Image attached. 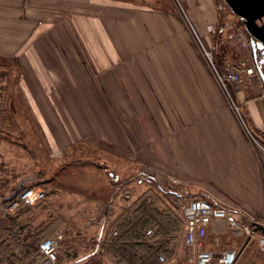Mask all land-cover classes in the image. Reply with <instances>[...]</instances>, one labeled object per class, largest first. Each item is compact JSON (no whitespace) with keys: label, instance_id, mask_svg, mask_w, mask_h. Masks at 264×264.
Returning <instances> with one entry per match:
<instances>
[{"label":"crops","instance_id":"0c3cea01","mask_svg":"<svg viewBox=\"0 0 264 264\" xmlns=\"http://www.w3.org/2000/svg\"><path fill=\"white\" fill-rule=\"evenodd\" d=\"M176 1L184 17H175L174 28H163L167 15L158 17L148 8L127 9L119 1L0 0V56H22V92L36 105L32 113L38 116L50 155L72 154L83 145L92 149V155L102 153L118 164L81 169L104 185L89 183L85 216L90 220L103 219V207L95 201L100 195L112 198L111 211L117 215L122 207L113 198L118 181L151 166L161 150L156 119L143 99L165 101L164 163L188 185L192 196L264 219L262 95L236 94L235 99H244L242 126L222 90L199 64L188 37L185 19L201 46H210L209 27L219 16L215 0ZM162 34L176 36L169 44L177 45L182 60L164 63L161 67L168 71L160 69L159 75L150 65V45ZM130 59L137 74L125 65ZM145 65L151 72L142 70L141 75ZM142 83L149 92L142 91ZM142 114L148 115L146 123ZM98 224L64 219L53 235L65 232L62 247L83 256L92 249ZM201 240L202 249L212 252L242 244L241 237L227 233L221 220H212ZM179 247L181 264H192L184 260L183 242Z\"/></svg>","mask_w":264,"mask_h":264},{"label":"rangeland","instance_id":"374dc122","mask_svg":"<svg viewBox=\"0 0 264 264\" xmlns=\"http://www.w3.org/2000/svg\"><path fill=\"white\" fill-rule=\"evenodd\" d=\"M113 1L124 3L127 9L133 10L136 9V7L148 8L152 10L150 12L154 15H160L158 17L167 15L168 21L164 22L163 28L173 27L171 22L175 20V17H184L180 5L176 0ZM215 10L219 16L213 25L221 22L222 19V14L217 10L216 0ZM231 21L234 26H241L236 17H232ZM185 22L188 27V37L192 39L196 47L195 51L197 54V60L200 61L199 64L204 66L206 75L210 76L213 82H215L220 90H222V93L229 102V106L231 105L233 109L234 107L237 108L235 113L237 114L238 119H240V124L243 126L244 123L240 115V112H242L240 107L244 106V99H235L236 94L238 93V95H240L242 92H246L255 96L256 93L259 92V96L262 95L261 98L264 103V88L260 77L256 72L248 76L243 69L236 71L240 74L241 81L239 84H227L226 87L230 94V96H227L223 88L217 83L216 73L207 62L201 44L197 41V38L191 31L186 19ZM181 27L185 28L186 26L182 23ZM157 29H160L159 23L157 24ZM174 36V34L171 38L165 37L163 34L161 36H155V40L158 42L150 45V52L152 55L150 58V65L152 70L158 72L161 69V71L166 70L167 72L168 68L161 67L164 63L168 65L172 63H180L182 60L179 48L176 49L177 45L169 44L171 39L176 38V36ZM210 37V46L204 48L209 52L211 46L215 47L211 56L213 65L216 67L215 69L218 74L223 75L227 73V71L238 70L235 66L237 67L238 63L241 62H245L246 68L251 67L252 64L248 52L238 48L234 43H229L223 34L213 36L210 34ZM22 60L23 58L22 56H19V54L15 57L9 58L0 56V195H7L10 190L14 189V186L22 182L26 187H40L44 189L47 192L46 198L43 200L44 203L35 207H30V209L22 214V216L31 221L32 224L30 222L29 224L35 232H42L41 236H43L42 239H44L53 235L58 224H60V221L64 219L68 220V222L73 220L78 221L79 223H83L85 220L87 222L91 221V216L88 218L85 216L86 191L88 190L91 181L92 184L94 183V187H96L97 184V186L104 185H102V182L95 183L96 180H92L88 174L85 175L84 170L81 169L83 167L100 168L94 164L96 161H103L105 166H107V162L112 163L110 166L113 167L118 164L102 157V153L92 155V149L84 147L83 145H79L78 148H76L78 151L72 154H67L65 156L61 154L50 155L47 147L44 146L42 133L38 125V116L32 113V108L35 109L36 105L33 101L27 100L22 92ZM125 65L136 74L138 73L139 69L131 59ZM142 70L150 71V68L145 65V67L141 69V75H143ZM161 79L162 78H160V80ZM141 86L142 91L145 89V91L149 92L147 84L142 83ZM142 103L147 105V108L149 106L152 116L156 119L158 128L156 133V143L158 148H161V150H157L159 154H156L155 163H151V166L148 165V168L159 171V173L168 177H175L183 181L176 173L170 171V169H166L164 163L163 145L166 137V127L164 122L165 101L143 99ZM147 118L148 115L142 114V123H146ZM257 140L261 143L259 138ZM79 169L81 172H78ZM133 169H135L134 166L131 170L133 171ZM106 200L105 195H100L97 200H95L97 202L96 205L101 206ZM67 215H70L69 219L66 217ZM1 218L2 217H0V219ZM97 218H99V220ZM97 218L94 217L93 220L100 223L101 217ZM79 230L81 229H76V231ZM63 235L65 237V232H63ZM181 239L182 237L180 235V239L176 242L181 243ZM179 245L180 244H178V248H175V252L167 259V264L182 263L180 258V252L182 249ZM65 246L66 245H64V247ZM245 258L247 259V264H264V257L262 256L256 241H252L245 248L238 264ZM184 260L183 263L185 262Z\"/></svg>","mask_w":264,"mask_h":264},{"label":"trees","instance_id":"16d2710c","mask_svg":"<svg viewBox=\"0 0 264 264\" xmlns=\"http://www.w3.org/2000/svg\"><path fill=\"white\" fill-rule=\"evenodd\" d=\"M238 23L242 25L239 19ZM261 53L262 49H256V58L252 51L249 56L256 73L264 79ZM103 163L94 164L106 168ZM136 177L118 181L113 198L119 199L122 207L117 215L111 211L109 200L112 198L103 203V219L95 227L96 236L89 254L75 256L69 253V247L63 248L61 244L58 264H107L104 257L109 258L111 264H166L180 244L176 242L180 235L183 242L184 218L166 201V191L157 186H136ZM25 187L22 182L7 195H0V264H40L36 256L38 243L43 240L42 232H35L29 224L31 221L22 216L30 208L20 206L13 212L7 211L12 196ZM86 236L83 234L82 241Z\"/></svg>","mask_w":264,"mask_h":264},{"label":"built area","instance_id":"2783aa9c","mask_svg":"<svg viewBox=\"0 0 264 264\" xmlns=\"http://www.w3.org/2000/svg\"><path fill=\"white\" fill-rule=\"evenodd\" d=\"M217 10L222 14V19L221 22L209 27L210 34L212 36L223 34L229 43H234L238 48L250 54L252 51L250 37L243 25L236 27L232 24L231 18L236 16L223 0H217ZM201 48L207 62L216 73L217 83L223 88L227 96H230L226 87L227 84H239L241 81V76L236 71L243 69L248 76L256 72L254 64L251 63V67L246 68L245 62H241L238 63L237 67L235 66L238 70L227 71V73L220 75L212 62L211 54L215 47L211 46L209 52L203 46ZM234 109L237 110L236 107ZM135 185L157 186L166 191V201L183 216L185 221L183 244L186 261H190L192 264H237L245 248L252 241H256L264 257V219H257L244 211L234 212L225 207L214 206L206 199L192 196L188 185L180 179L168 177L150 168H144L137 173ZM46 195L47 192L40 187H25L13 195L7 211L13 212L20 206L33 207L42 202ZM212 220L224 221L227 233L230 236L241 237L242 244L235 249H226L220 252L203 250L201 239L205 236L206 227ZM90 222H95V220L91 219ZM63 238V233L58 232L38 243L36 258L40 259V264H58ZM159 259L163 261L162 257Z\"/></svg>","mask_w":264,"mask_h":264},{"label":"water","instance_id":"95a60500","mask_svg":"<svg viewBox=\"0 0 264 264\" xmlns=\"http://www.w3.org/2000/svg\"><path fill=\"white\" fill-rule=\"evenodd\" d=\"M224 2L241 21L249 35L254 58H256V49H262L261 62L264 64V0H224ZM260 80L264 88V79L260 77Z\"/></svg>","mask_w":264,"mask_h":264},{"label":"bare ground","instance_id":"6f19581e","mask_svg":"<svg viewBox=\"0 0 264 264\" xmlns=\"http://www.w3.org/2000/svg\"><path fill=\"white\" fill-rule=\"evenodd\" d=\"M224 1V0H223ZM226 4V3H225ZM228 7V6H227ZM229 8V7H228Z\"/></svg>","mask_w":264,"mask_h":264}]
</instances>
